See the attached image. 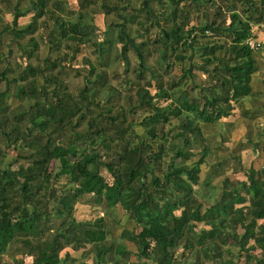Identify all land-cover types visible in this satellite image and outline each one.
<instances>
[{"label": "trees", "instance_id": "trees-1", "mask_svg": "<svg viewBox=\"0 0 264 264\" xmlns=\"http://www.w3.org/2000/svg\"><path fill=\"white\" fill-rule=\"evenodd\" d=\"M92 1L79 0L80 7ZM153 1L163 10V4L170 3L163 13L169 26L160 31L151 28L146 41L137 43L126 41V32L120 28L124 66L116 75L130 82L124 72L128 42L138 58L136 75L145 79V70L149 71L150 79L145 82L151 85L154 81V93L138 86L134 96L125 95V104H117L115 111L98 100L99 89L106 84L104 70L94 72L95 67L89 65L87 73H93L90 82H82L72 92L68 88L66 55L78 51L84 37L79 20L66 22L54 15L58 36L51 39L56 53L36 62L28 60L37 47L30 34L43 14L44 1L39 0L23 27L16 26L18 12L0 24V35L8 32L15 40L28 34L30 44L20 52L27 59L16 61V69L9 71L13 74L9 80L15 83L13 95L28 99L27 107H9L3 100L7 90L0 89V162L11 151L14 156L10 161L16 162L14 169L10 161L0 166V264L11 242L30 256V264H73L75 257L66 249L62 255L59 251L85 245H89L93 264L107 260L112 264H209L218 258L229 264L231 252L224 246L229 243L243 253L245 264H264V223L258 222L264 218V170L249 165L243 169L244 179L229 188L223 179L215 198L202 203L193 195L191 185L197 182L209 146L201 125L184 113L193 112L203 122H213L229 115L240 97L254 94L250 80L257 69L256 51L243 40L254 35L255 25L264 24V0ZM102 5L104 13L117 9ZM190 5L196 9L200 5L199 15L194 17L199 23L184 28L192 18ZM143 7L148 27L153 26L149 8ZM136 18L133 12L129 21ZM196 31L205 42L198 40ZM61 39L65 40L64 51L59 47ZM145 44L148 50L159 52L165 82L161 73L144 64ZM186 49L199 50L200 61L189 59L190 64L170 75L175 60L187 57ZM193 67L203 73L199 82L185 89L176 101L154 102L155 98L175 97L174 88L193 76ZM1 79L8 78L0 70ZM143 105L148 113L140 122L144 130L141 138L133 129L131 114L133 106ZM171 117L177 125L167 130L164 124ZM170 138L177 140L171 144ZM251 141L253 150L259 152L260 139ZM52 161L57 163L55 171L50 167ZM60 177L66 189L55 186ZM86 194L92 196L85 199ZM84 200L103 210L118 204L132 220L127 234L134 246L133 259L123 258L130 250L107 241L111 220L105 221L101 214L74 219V203ZM180 246L191 249L189 261L174 258ZM16 261L20 264L22 259Z\"/></svg>", "mask_w": 264, "mask_h": 264}, {"label": "rangeland", "instance_id": "rangeland-1", "mask_svg": "<svg viewBox=\"0 0 264 264\" xmlns=\"http://www.w3.org/2000/svg\"><path fill=\"white\" fill-rule=\"evenodd\" d=\"M67 1L68 0H61V4L62 2L64 4V7H62V14H54L58 15V20L62 19L66 22L80 20L79 29L84 33L83 40L79 43L80 49L72 56L71 54L66 55V79L68 80V88L70 92L82 82H90L93 73L88 75L87 69L89 65H92L95 67L94 72L104 70L106 73V84L100 87L98 100L100 104L106 105L111 108L112 111L116 110L117 104H125V95L131 94L134 96L135 90L138 86L146 87L147 90L153 94L155 90L153 85L154 81H150L151 85H147L145 82V80L150 79L149 71L145 70V79H143V77H138L134 71V68H139L138 58L128 42L129 40L134 43L139 41L145 42L147 32L150 31L151 28L156 31L159 29H167L169 22L163 20V13L164 10L168 11L170 3L166 1L163 4V10V8L153 0H93L86 5L84 4L83 7H77L76 4L72 5L73 7H68L69 5ZM102 3L110 7L115 6L117 9L110 11L109 13H104L103 11H105V7ZM143 5L148 7L151 11L150 14H152L151 16L155 21L153 26L150 25L148 27ZM139 7L140 9H138ZM199 7L200 5H197L196 9L191 5L189 6L190 9L188 14H190L192 18L189 19L184 28L190 25L195 26L199 23V19H194L196 15H199L201 9V7ZM196 10H198L197 13H195ZM133 12L137 13V18L136 21L131 22L129 21V17ZM78 13L82 15L80 19L78 18ZM11 16L12 15L7 8H2L0 10V24L5 21H10ZM44 17V21L39 23L35 31L30 34L37 43L35 51L28 58V60L32 62L41 61L45 56H53L56 53V50L52 47L53 39H51L53 36H58L56 30V18L54 15H46ZM42 18L43 17L40 16L37 21L42 20ZM21 20L22 23L20 22ZM20 21L18 22L17 27L24 26V20L20 19ZM41 24L45 25L41 26ZM120 28L124 29L126 32L124 35L126 41H128L126 44L127 49L125 51L128 66L127 70L124 72L125 79L130 82L122 81L120 80V76L116 75V72H121L124 66V61L120 54L122 42L118 36V30H120ZM253 31L254 36L256 38L258 37L257 40L263 45L264 51V28L257 26L254 27ZM196 34H198L197 31ZM28 37L29 35L25 34L14 40L8 32H3L0 35V70L1 75L5 73V76L8 78L7 80H0V89L5 88L7 90L8 94L4 96L3 100L9 107L18 105L23 108L27 107V104L29 103L28 99H18L13 95V92L15 91V83L9 80L13 75L9 71L13 68L16 69L15 62L18 60L23 62V60L27 59L23 56V53L20 52L30 47ZM197 37L202 43L206 41L203 39L204 37H202V35L198 34ZM64 43L65 40L61 39L59 47L62 51L65 50ZM143 50L145 53L144 64L148 65L156 74L161 73L162 80L165 82L167 75L162 73L161 63L158 58L159 52L150 49L148 50V45L146 44L143 46ZM186 50L187 57L182 61L175 60L170 75L178 74L181 66H187L190 64L189 59L194 60L196 63L200 61L198 55L199 50ZM261 51L262 50H257L255 52L258 75L254 78L251 76V78H253L252 85L254 88H257L255 89V91L258 92L256 96L260 99L262 104V109L258 110V114L253 117L254 119L249 118V115L247 116L246 114L241 113L240 105L236 103H234L231 113L228 116L221 117L213 122H203L193 112L184 111V113L188 114L201 125L203 128V134L206 136L207 144L209 146L205 161L200 164L197 182L191 185L193 195L204 204L210 203L217 193L220 192L223 179L226 178V182L223 185L226 188H229L230 186L237 184L238 180L245 178L243 169L247 168L249 165H252L257 171L259 169L264 170V153L260 157L258 155L259 152L253 150V142L251 141L260 139V147H264V92L261 93V78L264 77V53ZM190 54H192V57ZM192 71L194 72L192 77H187L184 82L174 88L175 97L171 95L166 99L155 98L154 102H156L157 105H164L171 99H175L176 101L177 97L182 95L185 89L189 90L188 88L194 82H199L203 78V73L198 68L193 67ZM38 80L40 81V79ZM91 90L92 87L88 90V93L91 92ZM239 100L240 104L244 107L247 105L248 108H250L248 101L250 100V97ZM133 108L134 113L131 114L133 129L141 138H143L144 130L140 122L142 117L148 113L147 107L143 105L133 106ZM128 110L131 111L130 109ZM176 125L177 120L171 117L170 120L164 124V128L167 130H174ZM247 137L250 139L247 140ZM168 140L169 143L172 144L177 138H170ZM13 153L14 151H11L4 155L0 162V166L10 161L14 156ZM195 157L196 155L192 156V160H194ZM235 161L238 162V169L236 171L233 168L236 163ZM177 162L178 159L175 160V163ZM11 163L10 166L14 169L16 167V162ZM50 167L52 171H55L57 169V163L52 161ZM148 177L149 175L145 177V183L146 180H148ZM64 181L65 180L60 177L54 181V184L59 189H66L67 184L63 183ZM90 196L92 195L86 194L85 199ZM100 214L104 216L105 221H112L106 235L107 241L113 240L116 248L124 247L128 251L130 250V253L124 255L123 258H128L129 260L133 259L134 256L131 251H134V246L127 234L132 228L133 222L121 211L118 204H115L107 210H103L95 202L90 200H84L82 202L76 201L74 203L73 217L75 220L91 219ZM258 222L264 223V218L258 219ZM197 226H201L200 222H197ZM249 243L253 242L250 241ZM88 246L89 245H85L84 247H79L77 249H72L71 247L66 246L59 251V255H62L66 249L71 256L75 257L73 264H93L92 253L88 250ZM224 246H227L231 252V255L229 256L231 263L229 264L246 263L243 253L238 251L237 246L232 243ZM21 249L22 247L20 245L11 242V245L6 249L7 251L1 256L3 264H19L16 259L20 258L22 259L20 264H30V256L21 252ZM190 250L180 246L175 251L174 258L177 260L178 258H184L185 261H189L190 257L193 256L189 253ZM257 254H259V252ZM225 256L226 253L223 251L222 258ZM221 260V258H218L214 261H209V264H222ZM102 264L112 263L111 260H107Z\"/></svg>", "mask_w": 264, "mask_h": 264}, {"label": "crops", "instance_id": "crops-1", "mask_svg": "<svg viewBox=\"0 0 264 264\" xmlns=\"http://www.w3.org/2000/svg\"><path fill=\"white\" fill-rule=\"evenodd\" d=\"M1 1H8V4H3ZM23 1V2H22ZM44 1V5H43V14L41 15L42 20H39L37 21L36 20V23H42V21H44L46 15L48 16H52V15H55L54 13H57V14H62V11H63V8L64 7L63 5V2L61 4V0H43ZM22 2V3H21ZM39 0H0V10L2 8H7L8 11H10L11 15L14 13V12H18V17L16 19V26L18 24V22L20 21V19H23L25 24H27L30 19H31V16L33 15V12H34V9L36 8V5H39ZM68 3V7H71L72 5L76 4L77 7H80V4H79V0H68L67 1ZM57 4V5H56ZM73 7V6H72ZM72 9V8H71ZM150 10V9H149ZM71 11V10H70ZM65 12V11H64ZM151 12V11H150ZM80 15V16H79ZM152 15V14H150ZM81 14L78 13V18L80 19L81 18ZM12 17V16H11ZM152 17V16H151ZM39 18V17H38ZM37 18V19H38ZM153 19V18H152ZM11 20V18H10ZM75 21H78V20H75ZM154 21V20H153ZM1 22V21H0ZM22 23V20L20 21ZM70 22H73V21H70ZM80 22V20H79ZM23 24V25H25ZM154 24H155V21H154ZM42 25V24H41ZM257 26H260L264 28V24H258V25H255L254 27H257ZM80 27V26H79ZM253 27V29H254ZM252 29V30H253ZM254 33V31H253ZM253 37H255L254 35H252ZM256 38V37H255ZM258 38V37H257ZM256 38V39H257ZM261 52L264 53V51L262 50ZM257 73V74H256ZM256 75H258V71L256 69V71L253 73L252 77H256ZM253 78H251L250 80V85H251V89L252 91L254 92V94H249V95H245V96H242L240 97L239 99H243V98H248L250 97V100L249 101V105H250V108H248L247 105H245V107L240 104V100L238 99L237 100V103L236 104H239L240 105V112L243 113V114H246L247 116L249 115V118H253L254 115H257L258 114V110L259 109H262V104L260 102V99L256 96V94L258 93L257 91H255V89L257 88H254L253 85H252V82H253ZM264 80V77L261 78V87H262V92H264V84H263V81ZM246 110V113H244V111ZM239 111V110H238ZM228 116V115H227ZM226 117V116H225ZM254 119V118H253ZM251 149V148H250ZM261 151H259L258 155L261 157L262 154L264 153V147L260 148ZM261 159V158H259Z\"/></svg>", "mask_w": 264, "mask_h": 264}, {"label": "built area", "instance_id": "built-area-1", "mask_svg": "<svg viewBox=\"0 0 264 264\" xmlns=\"http://www.w3.org/2000/svg\"><path fill=\"white\" fill-rule=\"evenodd\" d=\"M243 41L253 50H263V45L253 36H247Z\"/></svg>", "mask_w": 264, "mask_h": 264}, {"label": "clouds", "instance_id": "clouds-1", "mask_svg": "<svg viewBox=\"0 0 264 264\" xmlns=\"http://www.w3.org/2000/svg\"><path fill=\"white\" fill-rule=\"evenodd\" d=\"M256 51V50H255Z\"/></svg>", "mask_w": 264, "mask_h": 264}]
</instances>
